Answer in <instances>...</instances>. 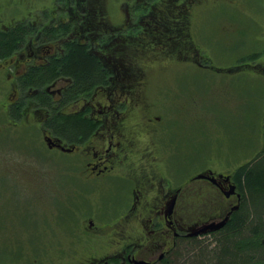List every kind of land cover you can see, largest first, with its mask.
Returning a JSON list of instances; mask_svg holds the SVG:
<instances>
[{"label": "flooded vegetation", "instance_id": "1", "mask_svg": "<svg viewBox=\"0 0 264 264\" xmlns=\"http://www.w3.org/2000/svg\"><path fill=\"white\" fill-rule=\"evenodd\" d=\"M52 1V8L43 9L44 16L38 20L17 0L5 10H21V16L30 18L9 15L7 19L6 13H0L8 22L0 31L22 26L27 32L26 41L0 59V94L4 97L0 104L4 116L0 121V154L16 153L26 162L39 163L34 140L21 141L23 148L13 141L20 131L34 128L47 151L73 156L76 164L68 166L74 169V175L65 165L61 176H76L81 184L94 185L101 196L110 197L111 211L103 218L96 215L99 221L94 216L86 218L84 228H77L75 234L79 242L73 241L70 251L78 244L82 249H111L69 254L65 247V252L44 255L43 263L163 264L182 242L205 240L222 230L243 201L233 176L244 164L229 173L208 169L188 181L174 182L171 176H178L172 163L173 154H177L175 141L185 139L179 124L186 123L179 121V94L153 89L154 80L162 72L176 69L179 64L213 68L195 38L197 24L194 14H190L205 0L190 1L186 12H181L182 17L171 21V25L168 22L174 13L160 0H120L118 9L103 6L101 0ZM91 16L96 17L93 22L89 21ZM157 36L161 46L156 50L146 39ZM162 41H168V45L162 47ZM74 43L100 64V81L73 95L75 79L63 73L41 82L40 89L26 85L31 84L32 74L50 67L53 60L68 58ZM147 60L151 62L145 63ZM54 116L61 122L59 127L73 118L88 122L90 130L85 136L69 138L56 130ZM0 176L40 174L0 172ZM34 182L27 179V191L29 197L38 200L42 190L34 189ZM82 191L80 185L75 201L78 218L85 213ZM44 195L52 198L49 193ZM55 201L57 205L51 208L54 205L59 223L65 226L67 203L56 193ZM92 204L89 208L96 206ZM222 222V228L202 233ZM59 236L58 246L64 243Z\"/></svg>", "mask_w": 264, "mask_h": 264}, {"label": "rangeland", "instance_id": "2", "mask_svg": "<svg viewBox=\"0 0 264 264\" xmlns=\"http://www.w3.org/2000/svg\"><path fill=\"white\" fill-rule=\"evenodd\" d=\"M13 1L15 0H0V13H6L7 19L9 15L16 19L30 18L31 14L38 20L44 16L43 9L53 6L52 0H17L21 2L22 9L29 11V15L21 16V10H5L7 5L11 7L9 4ZM202 2L201 5L194 6L195 9L192 8L190 14H194L197 24L195 38L199 40L200 49L213 68L179 64L176 69L162 72L163 75L154 80L156 86L153 85L156 92L179 94V121L186 123L179 124L186 137L175 141L177 154L172 156V163L178 170V176H171L175 183L188 181L192 176L208 169L232 172L254 159L264 147V0ZM101 4L118 9L120 0H101ZM181 17L182 14L174 13L168 24L171 25V21ZM5 18L0 17L2 28L8 26ZM94 18L91 16L89 21L93 22ZM159 38H148L146 41L157 50L161 46L157 44ZM169 40L172 42L173 39ZM162 44L165 47L168 41H162ZM254 55L258 57L251 60ZM178 58L179 55L176 59ZM149 62L151 61L147 60L145 63ZM234 66L235 69L230 71ZM155 71L154 77L160 69ZM3 101V94H0V104ZM3 118L0 107V121ZM28 139L34 140V149L41 163L36 161L33 165L16 153L0 154V172L40 174L0 176L3 177V181L2 178L0 181V264H33V261L44 264V255L56 251L67 250L69 254L109 251L111 248L90 249L92 246L82 249L79 244L73 252L70 249L74 246L73 241L79 242L75 234L77 228L79 231L84 228L86 218L94 216L96 219L98 214L102 218L110 215V200H107L110 197L101 196L94 185L81 184L76 176H61L64 173L62 166L65 165L68 173L74 175V169L68 165L76 164V159L58 151H47L34 128L27 132L20 131L17 140L13 141L23 148L20 142ZM57 165H61L58 170ZM28 178L35 180L34 189L42 190L38 194V200L29 197ZM80 185L84 195L83 218H78L75 211L78 194L76 189ZM129 188L130 186L126 189ZM44 193L51 194L52 198L49 200ZM55 193L67 203V211H64L66 217L63 219L65 226L59 223L54 205L51 208L52 204L57 205L54 202ZM92 203H96V206L89 208ZM90 211L93 212L87 213ZM59 234L64 243L58 246L61 240L58 238Z\"/></svg>", "mask_w": 264, "mask_h": 264}, {"label": "trees", "instance_id": "3", "mask_svg": "<svg viewBox=\"0 0 264 264\" xmlns=\"http://www.w3.org/2000/svg\"><path fill=\"white\" fill-rule=\"evenodd\" d=\"M160 1L171 8L170 12L181 13L186 12L189 2L193 0ZM25 31L22 26L0 31V59L26 41ZM70 47L72 52L68 58L63 61L53 60L50 67L32 74L31 84L26 85L40 89L41 82L63 73L75 79L70 94L73 95L90 89L97 79L100 81L103 74L97 60L90 58L86 50L76 43ZM257 57L254 55L251 60ZM54 120L56 130L69 138L85 136L90 130L89 123L83 120L68 118L62 127H59L61 122L57 116ZM233 180L241 190L243 201L229 223L205 240L182 242L163 264H264V149L241 166Z\"/></svg>", "mask_w": 264, "mask_h": 264}, {"label": "water", "instance_id": "4", "mask_svg": "<svg viewBox=\"0 0 264 264\" xmlns=\"http://www.w3.org/2000/svg\"><path fill=\"white\" fill-rule=\"evenodd\" d=\"M225 225V223H220V224H213V225H210L209 227H207L206 229H204L202 231V233H207L208 231H214V230H217V229H220L222 228L223 226Z\"/></svg>", "mask_w": 264, "mask_h": 264}]
</instances>
